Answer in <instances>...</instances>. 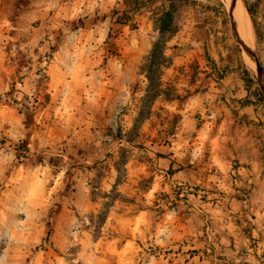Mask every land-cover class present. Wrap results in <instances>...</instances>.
Listing matches in <instances>:
<instances>
[{"label":"rangeland","instance_id":"rangeland-1","mask_svg":"<svg viewBox=\"0 0 264 264\" xmlns=\"http://www.w3.org/2000/svg\"><path fill=\"white\" fill-rule=\"evenodd\" d=\"M242 2L264 71L260 0ZM87 4L0 0V264H235L209 235L225 238L216 221L253 183L212 160L229 150L210 97L234 74L264 104V77L233 33L232 0ZM166 10L178 31L154 59ZM200 23L228 61L199 45ZM124 27L140 34L127 52ZM111 56L126 62L109 68Z\"/></svg>","mask_w":264,"mask_h":264},{"label":"crops","instance_id":"crops-1","mask_svg":"<svg viewBox=\"0 0 264 264\" xmlns=\"http://www.w3.org/2000/svg\"><path fill=\"white\" fill-rule=\"evenodd\" d=\"M87 1L89 6L93 0ZM101 6L103 5H97ZM256 19L260 26L263 50L260 58L264 67V0H260ZM197 28L193 33L195 38L199 39V45H206L216 58L228 61L229 50L224 48L223 44L217 45L216 33L209 25L200 23ZM119 29L123 31L117 39L119 51L127 52L133 50V46L137 47L135 41H138L139 32L128 27ZM125 62L126 60L111 56L107 66L119 70ZM55 82L58 83L57 80ZM226 82L227 90L214 92L210 98L214 99L211 103L214 109L211 117L215 121L212 123L221 122L226 127L221 143L227 144L229 151L227 154L217 155L212 160L226 176L238 178L241 185L253 183V186H250V198L247 202L226 208L233 214V219L216 221L225 231V238L216 239L215 244L211 230L210 242L219 250H224L225 255L234 260L235 264H264V104L259 101L256 92L247 90L244 82L234 74L227 77ZM230 86L231 90H228ZM58 93V97L63 94L61 89H55L54 95ZM231 132H234V136H231ZM233 164L236 167H233ZM220 244H225L226 247H220Z\"/></svg>","mask_w":264,"mask_h":264},{"label":"trees","instance_id":"trees-1","mask_svg":"<svg viewBox=\"0 0 264 264\" xmlns=\"http://www.w3.org/2000/svg\"><path fill=\"white\" fill-rule=\"evenodd\" d=\"M250 12V10H249ZM251 13V12H250ZM156 30L159 33V39L154 45L152 52L153 58L156 59V52L166 48V44L177 33L178 29L174 26V13L171 10L162 12L160 18L156 21ZM149 80L151 81L150 77Z\"/></svg>","mask_w":264,"mask_h":264},{"label":"bare ground","instance_id":"bare-ground-1","mask_svg":"<svg viewBox=\"0 0 264 264\" xmlns=\"http://www.w3.org/2000/svg\"><path fill=\"white\" fill-rule=\"evenodd\" d=\"M234 18L237 23V27L240 31L241 40L249 47L253 48L254 42V30L250 16L244 6L242 0H237V4H233ZM255 46V45H254Z\"/></svg>","mask_w":264,"mask_h":264},{"label":"water","instance_id":"water-1","mask_svg":"<svg viewBox=\"0 0 264 264\" xmlns=\"http://www.w3.org/2000/svg\"><path fill=\"white\" fill-rule=\"evenodd\" d=\"M236 3L237 4V0H232V8L234 9L233 7V4ZM232 9V10H233ZM232 27H233V33L236 37V40L238 41V43L243 47V49L245 50V52L254 60L258 70L260 71L261 75L264 77V71L261 67V65L259 64L258 60L256 59L254 53L252 52L251 48H249L242 40H241V36H240V31L237 27V23L235 21V18H234V12L232 11ZM261 84V87H262V90L264 92V80L260 82Z\"/></svg>","mask_w":264,"mask_h":264}]
</instances>
